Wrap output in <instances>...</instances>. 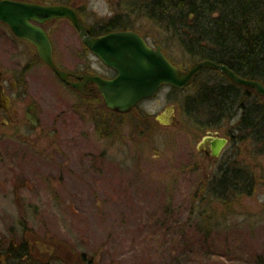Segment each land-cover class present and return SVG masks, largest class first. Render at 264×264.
<instances>
[{
	"label": "rangeland",
	"instance_id": "1",
	"mask_svg": "<svg viewBox=\"0 0 264 264\" xmlns=\"http://www.w3.org/2000/svg\"><path fill=\"white\" fill-rule=\"evenodd\" d=\"M23 1L70 6L94 31L121 16L179 68L193 65L136 0ZM43 27L60 70L110 75L70 21ZM215 83L226 80L203 71L186 90L164 87L119 116L0 23V242L31 248L28 259L0 264H82V255L94 264H264V145L235 142L236 119L212 129L203 111L186 107ZM172 106L174 124L163 127L156 118ZM209 133L230 140L217 159L204 152ZM221 168L249 171L252 195L216 197Z\"/></svg>",
	"mask_w": 264,
	"mask_h": 264
},
{
	"label": "trees",
	"instance_id": "2",
	"mask_svg": "<svg viewBox=\"0 0 264 264\" xmlns=\"http://www.w3.org/2000/svg\"><path fill=\"white\" fill-rule=\"evenodd\" d=\"M135 2L145 18L169 36L166 41L177 43L193 65L210 60L227 66L240 77L264 85V0ZM127 29L121 16H116L95 31L89 28V33L95 37ZM171 62L179 67L173 60ZM212 72L221 75L226 84H206L193 98L187 100L186 107L203 111L207 127L212 129L236 119V134L231 135L235 142L250 138L260 140L264 145V98L253 89L236 85L226 76ZM94 94L103 104L102 97L96 91ZM140 119L146 121L148 118L140 116ZM240 134L245 135L240 137ZM212 183L213 194L222 200L226 199L228 189L236 194L251 196L254 188L250 172L238 168L219 169ZM30 253L31 248L24 240L18 245L14 240L0 242V260L3 256L10 261L28 259ZM81 262L94 264L85 255L81 256Z\"/></svg>",
	"mask_w": 264,
	"mask_h": 264
},
{
	"label": "water",
	"instance_id": "3",
	"mask_svg": "<svg viewBox=\"0 0 264 264\" xmlns=\"http://www.w3.org/2000/svg\"><path fill=\"white\" fill-rule=\"evenodd\" d=\"M54 20H68L77 30L83 44L105 66L114 70L113 79L86 76L95 84L105 106L119 114H128L142 102L154 98L169 86L178 90L190 87L203 69L220 72L234 84L255 90L264 98V85L237 75L227 66L204 60L185 71L175 66L161 46L152 47L133 31L113 32L91 37L87 26L74 8L63 4H41L22 0H0V23L13 35L35 47L39 59L67 84L69 73L58 69L54 61V47L43 25ZM71 86L78 89L77 84ZM176 107H169L157 117L162 126L172 125ZM210 144L212 155L219 158L228 146L226 138L205 137L202 144Z\"/></svg>",
	"mask_w": 264,
	"mask_h": 264
},
{
	"label": "flooded vegetation",
	"instance_id": "4",
	"mask_svg": "<svg viewBox=\"0 0 264 264\" xmlns=\"http://www.w3.org/2000/svg\"><path fill=\"white\" fill-rule=\"evenodd\" d=\"M95 37H99V36H95ZM101 62V61H100ZM102 63V62H101ZM103 64V63H102ZM104 65V64H103ZM104 67L107 69V71H108V73H110V75L109 74H107L106 75V73L105 74H102V73H91V72H82V73H80V74H71V73H69V76L67 77V80L70 82V84H67V85H69L70 87H72L71 86V84H73V83H75V84H77V87H78V89H77V91H79V92H81V93H86L87 91H92L93 92V94L95 93V91H96V93H97V88H96V86L93 84V83H91L90 81H86V79H85V77L86 76H99V77H102V78H104V79H113L115 76H116V72L114 71V70H112V69H110V68H108L107 66H105L104 65ZM2 96L4 97V98H6V99H9L6 95H5V93L3 92L2 93ZM139 108V107H138ZM133 113V112H132ZM132 113H130V114H128V115H131ZM173 124H174V122H173ZM172 124V125H173ZM161 125V124H160ZM162 126V125H161ZM163 127H169V126H163ZM214 136L215 137V135L213 134V133H209L208 134V136L207 137H209V136ZM228 141H229V143H230V140H229V138H226ZM204 152H205V154L209 157V158H211V159H216V158H214L213 157V155H212V150H211V146H210V144L208 143V144H204Z\"/></svg>",
	"mask_w": 264,
	"mask_h": 264
}]
</instances>
